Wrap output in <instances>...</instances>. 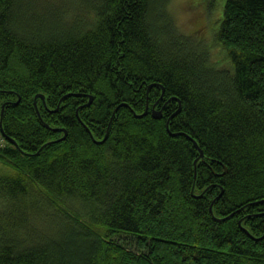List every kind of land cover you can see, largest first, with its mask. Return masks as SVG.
Returning a JSON list of instances; mask_svg holds the SVG:
<instances>
[{"label": "trees", "instance_id": "16d2710c", "mask_svg": "<svg viewBox=\"0 0 264 264\" xmlns=\"http://www.w3.org/2000/svg\"><path fill=\"white\" fill-rule=\"evenodd\" d=\"M203 1L0 0V264H264V0Z\"/></svg>", "mask_w": 264, "mask_h": 264}, {"label": "rangeland", "instance_id": "374dc122", "mask_svg": "<svg viewBox=\"0 0 264 264\" xmlns=\"http://www.w3.org/2000/svg\"><path fill=\"white\" fill-rule=\"evenodd\" d=\"M200 1L202 3H200ZM172 0L170 3L171 13L174 15L176 24L179 29L185 34L200 35L204 42L213 41L214 36L210 40L211 33H208V27L213 22V29H216L220 22H216L222 12L221 5L214 6L212 9L205 8L203 0ZM224 2V0H222ZM224 51L219 47H212L214 59L218 60L223 55Z\"/></svg>", "mask_w": 264, "mask_h": 264}, {"label": "water", "instance_id": "95a60500", "mask_svg": "<svg viewBox=\"0 0 264 264\" xmlns=\"http://www.w3.org/2000/svg\"><path fill=\"white\" fill-rule=\"evenodd\" d=\"M38 97H41L43 100L45 99L44 97V95L43 94H37L36 96H35V104H37V102H36V99L38 98ZM91 100H92V96H91V98H90ZM5 105H6V103H3L2 104V107H1V114H0V126L2 127V118H3V115H4V109H5ZM147 112V110L144 112V113H146ZM153 115L155 116V117H160L161 115H162V111L161 110H153ZM48 126V125H47ZM65 131V130H64ZM3 132V131H2ZM65 136H66V131H65ZM65 136L63 137V138H65ZM200 149V155H199V157L198 158H196V160H195V164L197 163V161H198V159L199 158H204V152H203V150L201 149V148H199ZM211 208H212V205H211Z\"/></svg>", "mask_w": 264, "mask_h": 264}, {"label": "built area", "instance_id": "2783aa9c", "mask_svg": "<svg viewBox=\"0 0 264 264\" xmlns=\"http://www.w3.org/2000/svg\"><path fill=\"white\" fill-rule=\"evenodd\" d=\"M5 144V138L4 136L2 135V132H1V129H0V146L4 145Z\"/></svg>", "mask_w": 264, "mask_h": 264}]
</instances>
